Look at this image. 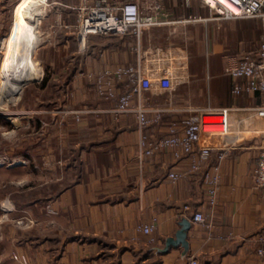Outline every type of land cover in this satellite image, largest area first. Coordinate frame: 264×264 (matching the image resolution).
<instances>
[{
	"label": "crops",
	"instance_id": "crops-1",
	"mask_svg": "<svg viewBox=\"0 0 264 264\" xmlns=\"http://www.w3.org/2000/svg\"><path fill=\"white\" fill-rule=\"evenodd\" d=\"M135 1L143 12L151 2L160 4L161 23L138 39L96 37L82 52L75 37L76 9L95 0H50L49 14L40 18L37 49L65 54L59 64L71 70L66 85L80 88L83 81L79 104L85 112L78 123L71 114L55 116L64 139L76 149L68 169L77 171L72 182L47 197L57 214L55 224H37L33 233L17 226L9 236L12 253L27 257L26 264H188L190 258L198 264H264L254 240L264 225V187L256 188L251 178L264 139L252 111L261 98L246 92L234 95L233 82L224 73L225 65L241 54L259 50L262 21L218 19L201 0ZM46 64L52 67L55 61ZM120 65L138 67L152 81L140 99L149 114L160 110L161 120L144 128L147 136L162 137L171 122L207 106L231 109L232 134L202 136L200 145L209 147L210 155L197 170L191 169L195 152L174 158L162 150L139 158L134 114L116 116L115 100L99 99L83 76ZM166 74L171 87L162 89L158 79ZM215 166L219 181L210 204L203 176ZM170 172L178 179L172 181ZM197 211L203 223L191 220ZM183 217L190 222L187 253L180 247L159 252ZM146 224L154 226L150 234L138 230ZM45 229L49 235L42 233Z\"/></svg>",
	"mask_w": 264,
	"mask_h": 264
},
{
	"label": "built area",
	"instance_id": "built-area-1",
	"mask_svg": "<svg viewBox=\"0 0 264 264\" xmlns=\"http://www.w3.org/2000/svg\"><path fill=\"white\" fill-rule=\"evenodd\" d=\"M47 4V0H42ZM212 15L222 20L259 18L262 21L263 34L259 50L255 53H244L239 58L224 67L225 75L232 80V93L239 95L243 92L257 94L261 103L252 109L254 115L263 126L264 135V0H201ZM148 12H143L135 0H95L94 4H81L76 9L75 37L79 51H84L90 41L102 35L125 36L132 35L140 38L143 31L161 23L159 14L161 5L151 2ZM83 76L92 84L96 96L104 101L115 100L113 112L116 116L133 113L140 131L138 140V157L152 156L159 151L169 150L174 158L190 155L196 156L192 160L191 169L197 170L201 163L210 155V148L201 146L202 136H229L231 129V109L212 108L207 106L198 109L194 114L183 118L180 122H171L166 135L153 138L147 136L143 130L150 124L161 120V111L155 110L149 114L140 99L141 92L152 86V81L144 76L140 68L120 65L112 69H102L86 72ZM162 89L171 87L169 76L166 74L158 79ZM134 96L138 99L133 103ZM83 109L66 111L73 119L79 121ZM222 158V154L218 155ZM168 177L175 181L179 175L170 172ZM251 178L256 188L264 187V139L259 144L258 154L251 172ZM219 181L218 168L212 172H205L203 184L210 204L215 201L216 185ZM191 220L203 223L205 218L199 211L192 214ZM153 224L138 227L144 234L153 231ZM257 244L256 254L264 258V225L254 236ZM14 260L25 263L23 257L13 256ZM188 264H198L196 259L190 258Z\"/></svg>",
	"mask_w": 264,
	"mask_h": 264
},
{
	"label": "rangeland",
	"instance_id": "rangeland-1",
	"mask_svg": "<svg viewBox=\"0 0 264 264\" xmlns=\"http://www.w3.org/2000/svg\"><path fill=\"white\" fill-rule=\"evenodd\" d=\"M18 1L3 0L0 4V65L4 54L2 42L9 34ZM49 2H43L40 18L49 14ZM43 24L42 20L40 29ZM64 55L41 52L36 47L31 61L39 68V74L21 83L18 93L11 98L5 92L0 93V264H7L8 258L14 260L9 236L15 235L17 226L31 231L37 224H55L57 214L47 197L72 182L77 172L68 169L76 149L72 150L64 139L62 124L55 116L62 114L65 118L66 111L82 109L79 98L84 83H78L80 88L66 85L71 70L59 64ZM50 60L55 61L52 67L46 64ZM46 77L48 80L43 84ZM49 232V229L42 231L48 235ZM24 259L27 262V257Z\"/></svg>",
	"mask_w": 264,
	"mask_h": 264
},
{
	"label": "bare ground",
	"instance_id": "bare-ground-1",
	"mask_svg": "<svg viewBox=\"0 0 264 264\" xmlns=\"http://www.w3.org/2000/svg\"><path fill=\"white\" fill-rule=\"evenodd\" d=\"M43 12L42 0H19L14 6L13 22L2 42L4 54L0 65V93L5 92L8 98L18 93L21 83L39 74V68L31 58L41 41L37 25Z\"/></svg>",
	"mask_w": 264,
	"mask_h": 264
},
{
	"label": "water",
	"instance_id": "water-1",
	"mask_svg": "<svg viewBox=\"0 0 264 264\" xmlns=\"http://www.w3.org/2000/svg\"><path fill=\"white\" fill-rule=\"evenodd\" d=\"M179 228L174 232L173 236H169L164 240V245L159 252L167 253L170 248H182V254L185 255L188 251L189 245L187 241V231L190 228V222L183 217L178 222Z\"/></svg>",
	"mask_w": 264,
	"mask_h": 264
},
{
	"label": "trees",
	"instance_id": "trees-1",
	"mask_svg": "<svg viewBox=\"0 0 264 264\" xmlns=\"http://www.w3.org/2000/svg\"><path fill=\"white\" fill-rule=\"evenodd\" d=\"M47 80H48V79H47V77H46V78L44 79V81H43V84H45Z\"/></svg>",
	"mask_w": 264,
	"mask_h": 264
}]
</instances>
